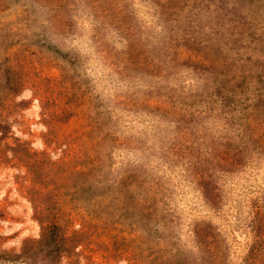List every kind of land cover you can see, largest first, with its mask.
<instances>
[{
  "label": "rangeland",
  "instance_id": "obj_1",
  "mask_svg": "<svg viewBox=\"0 0 264 264\" xmlns=\"http://www.w3.org/2000/svg\"><path fill=\"white\" fill-rule=\"evenodd\" d=\"M0 264H264V0H0Z\"/></svg>",
  "mask_w": 264,
  "mask_h": 264
}]
</instances>
